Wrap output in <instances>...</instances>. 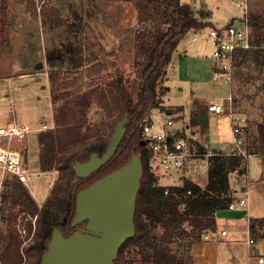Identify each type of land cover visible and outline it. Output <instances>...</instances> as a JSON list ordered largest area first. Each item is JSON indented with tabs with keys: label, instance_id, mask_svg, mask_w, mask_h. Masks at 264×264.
Instances as JSON below:
<instances>
[{
	"label": "rangeland",
	"instance_id": "rangeland-1",
	"mask_svg": "<svg viewBox=\"0 0 264 264\" xmlns=\"http://www.w3.org/2000/svg\"><path fill=\"white\" fill-rule=\"evenodd\" d=\"M28 1L34 3L31 10L26 8ZM245 3L246 13L231 0H193V8L198 13L208 11L207 19L210 22L227 23L231 14L236 15L233 20H239L244 14L248 18L252 15L264 17V0H245ZM51 13L58 20L54 21L49 16ZM162 22L163 18L156 13L155 8L143 5L140 0H0V120L13 116L28 122L33 128L41 123L47 125L43 130L32 132L28 149V165L34 174L26 189L39 207L50 196L58 177L55 168L40 169L43 150L40 136L49 131L55 132L57 144L51 151L56 153L58 159H62L71 147L105 139L109 133L108 120L117 113L103 106L106 104L103 95L111 89L116 77H120L133 98L136 97L137 90L132 85L139 82V45L151 29ZM251 30L254 37L253 28ZM188 39L190 34L187 33L181 43L185 44ZM202 42L197 45L201 47ZM204 48L211 52L209 45L206 44ZM25 69H32V72L22 73ZM248 74V71L240 72L234 61L230 84L223 79H213L210 75L208 80L203 79L195 84L198 88L195 91L190 90L188 85L184 90L172 87L164 91L163 104L185 105L187 108L192 104L204 106L203 100L208 96H226L231 92L233 110L247 117L248 148L251 152L262 154L264 135L258 131L257 123L264 125V78L246 81ZM185 113L190 115L191 112ZM207 114V133L199 123L204 116L194 118L191 115V120L186 118L190 122V131L202 148L225 153L229 149L225 142L232 136L228 116L213 112ZM177 118L187 121L181 114ZM43 151L48 154L46 149ZM208 158L204 156L193 161L182 179H189L204 187ZM246 161H230L234 166L228 175L231 185H238L239 180L241 186L246 184V177L237 172L240 163ZM256 161H260L259 157L248 158L249 178L254 175ZM177 176L176 172H171V177L163 178L161 183L164 184L159 182V185L180 184L182 179L178 180ZM14 181L6 182L3 193L12 187ZM232 188L229 187L230 196H234ZM9 203V199L1 202V232L10 228L17 233L21 240L22 262L25 263L35 231L27 219L34 215L20 205H15L10 211ZM19 223H25L27 234L24 238L18 231ZM183 228L185 231H179L167 243L171 258L167 264L191 262L188 243L192 240L189 236L192 227L184 223ZM146 255L147 250L141 247H131L125 251V256L133 264H155Z\"/></svg>",
	"mask_w": 264,
	"mask_h": 264
},
{
	"label": "trees",
	"instance_id": "trees-1",
	"mask_svg": "<svg viewBox=\"0 0 264 264\" xmlns=\"http://www.w3.org/2000/svg\"><path fill=\"white\" fill-rule=\"evenodd\" d=\"M140 1L143 5H152L156 13L163 18V22L151 29L149 35L143 38L139 45L138 52L141 56L139 82L132 85V88L137 90L136 97L133 98L127 85L120 77H116V80L111 83V89L103 95L106 101L103 106L110 108L112 113H117L115 117L108 120V135L101 142L92 141L78 147H71L62 159H58L55 156L56 153L51 151L57 144L55 132L49 131L40 136L42 149L48 151V154L43 150L41 152L40 169L55 168L58 170V177L50 196L41 207L30 196L26 186L17 181H14L12 187L7 188L3 193L2 200H10L8 206L10 211L15 205H20L22 209L37 216L33 245L28 261L25 263L22 262L21 240L17 233L10 228L6 232H1L0 228V260L3 264H39L52 229L60 226L59 221L66 215L67 222L70 221L76 191L120 166L135 153L139 154L143 167L135 201V232L118 249L114 264H133L132 260L125 256L126 249L131 247L145 248L148 252L146 256L155 264H167L171 259L167 251V243L171 242L179 231H185L184 223L192 227L189 235L192 238L188 243L189 250L194 240L214 226V212L226 208L233 199L229 195L228 175L234 170V166L224 155H212L208 158L207 181L204 187L189 179H182L180 184L170 185L167 194L164 193L165 187L157 184L153 172L147 165L149 151L140 143V126L144 118L152 108L160 107L168 112L182 111V106L171 109L163 104V92L168 90V87L164 85L167 67L186 33L214 26V23L204 21V18L209 15L208 11L198 13L190 6V2ZM31 6L34 8V3L28 1L27 10H31ZM42 13L45 18L44 11ZM49 16L54 21L58 20L53 13ZM248 23L254 31L253 45L247 50L238 52L235 59L240 72L248 71L246 81L251 78H264V17L252 15L248 18ZM124 112L128 113V121L125 124L123 138L114 154L89 177H78L74 182L73 179L76 176L73 169L74 162L85 161L92 152L102 155L108 147L113 126ZM199 123L205 130L206 117H202ZM257 128L264 135V125L257 123ZM245 170V162L240 163L238 174H244ZM249 229L252 235L257 233L259 236H264V217L251 219Z\"/></svg>",
	"mask_w": 264,
	"mask_h": 264
},
{
	"label": "built area",
	"instance_id": "built-area-1",
	"mask_svg": "<svg viewBox=\"0 0 264 264\" xmlns=\"http://www.w3.org/2000/svg\"><path fill=\"white\" fill-rule=\"evenodd\" d=\"M231 2L241 7L243 13L247 12L245 0H231ZM237 20L201 29L198 34L191 37L192 42L200 39L209 42L212 61L211 77L223 79L229 84L232 80V68L236 54L253 45L248 17L244 14L239 18L238 24L235 23ZM232 99L230 92L226 96L210 95L203 101L208 112L228 116L232 140L225 153L202 148L184 119H180V126L175 127L173 112L159 108H152L148 112L140 126V138L145 141L144 146L149 151L147 165L153 172L158 185L159 182L164 184L161 180L171 177V172H176L177 179L181 180L189 165L204 156L225 155L229 161L237 162L239 159L247 160L249 157L258 155L257 152H251L248 148L247 117L244 113L233 110ZM46 126L45 123H41L37 128H33L28 122L13 116L0 123V211L6 182L15 179L25 186L31 182L34 172L28 165L30 135L33 131L43 130ZM166 185H163L165 194L169 191V186ZM246 204V198L240 197L232 199L227 208L231 209L237 205L246 206ZM36 217L34 215L31 219H27L31 221L33 227H35ZM18 231L24 238L27 234L25 223L18 224ZM224 233L225 231H222V234ZM204 237L206 238L207 235ZM248 243H254L253 239L250 238ZM252 264H264V255H258Z\"/></svg>",
	"mask_w": 264,
	"mask_h": 264
},
{
	"label": "water",
	"instance_id": "water-1",
	"mask_svg": "<svg viewBox=\"0 0 264 264\" xmlns=\"http://www.w3.org/2000/svg\"><path fill=\"white\" fill-rule=\"evenodd\" d=\"M190 6L193 7V0ZM21 72L29 73L32 69ZM127 121L128 113L124 112L113 126L108 147L102 155L92 152L85 161L74 162V182L111 158L123 138ZM140 143L144 145L145 141ZM142 172L140 156L135 153L120 166L78 189L70 225L85 221L84 226L68 235H64L59 226L54 227L39 264H114L118 249L135 232V201ZM65 219L63 217L60 224Z\"/></svg>",
	"mask_w": 264,
	"mask_h": 264
},
{
	"label": "crops",
	"instance_id": "crops-1",
	"mask_svg": "<svg viewBox=\"0 0 264 264\" xmlns=\"http://www.w3.org/2000/svg\"><path fill=\"white\" fill-rule=\"evenodd\" d=\"M235 16V14H231L227 21L233 20ZM204 21H208L207 17L204 18ZM212 23H214V26H218L224 22L212 21ZM199 32V30L188 32L190 39L185 44L181 43L182 39L180 40L176 52L167 67L164 79V84L169 90L172 87L184 90L188 85L190 90L195 91L198 89L195 84H198L203 79L208 80L210 78L212 68L211 52L204 48L206 44L210 46L209 42L205 39L195 42L191 41V37ZM200 42L203 44L201 47L197 45ZM177 106H182V111L172 113L176 119H174L175 124L177 123L175 127H179V123H181L180 118H177L179 114L185 117L189 128L190 122L186 118L189 117V120H191L193 118L191 115L194 118L200 116L208 117V111L202 105L192 104L190 108L185 105ZM165 107L172 109L176 106ZM185 111H190V115H186ZM3 120H5V117L0 121ZM205 130L207 133L208 126H206ZM231 140L232 136L230 140L225 142V146H230ZM255 157H259L260 161L254 163V175L249 178L250 167L247 164L248 159L245 162V173L240 175L246 177L245 185L241 186L239 180L238 185L241 187L239 189L238 185H231L229 179V187L234 189L233 199L245 197L246 206L237 205L231 209L226 207L214 212L213 229L204 231L190 245V264H252L258 255H264V236H259L257 233L252 235L249 229L251 219L264 217V153H258ZM241 179L244 178L242 177ZM222 231H225V233L222 234ZM204 235H207V237L205 238ZM250 238L253 239L254 243H248Z\"/></svg>",
	"mask_w": 264,
	"mask_h": 264
},
{
	"label": "flooded vegetation",
	"instance_id": "flooded-vegetation-1",
	"mask_svg": "<svg viewBox=\"0 0 264 264\" xmlns=\"http://www.w3.org/2000/svg\"><path fill=\"white\" fill-rule=\"evenodd\" d=\"M93 173V172H92ZM91 173V174H92ZM91 174H89V175H87L86 177H89ZM85 177V178H86ZM73 214H74V210H73ZM73 216V215H72ZM65 217H67V215L65 216ZM72 218V217H71ZM62 219H63V217H62ZM61 219V220H62ZM60 220V221H61ZM60 221H59V224H60ZM68 220H67V218L64 220V223L63 224H60V228H61V230H62V232H63V234L64 235H68L69 233H71V232H74V231H77V230H80L81 229V227H83L84 226V223H85V221H82V222H80L79 224H76V225H74V226H71L70 225V221H71V219H70V221L69 222H67ZM68 223V224H67Z\"/></svg>",
	"mask_w": 264,
	"mask_h": 264
}]
</instances>
